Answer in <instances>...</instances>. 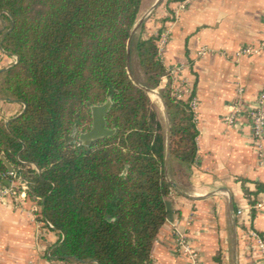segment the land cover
Returning a JSON list of instances; mask_svg holds the SVG:
<instances>
[{
    "label": "trees",
    "instance_id": "16d2710c",
    "mask_svg": "<svg viewBox=\"0 0 264 264\" xmlns=\"http://www.w3.org/2000/svg\"><path fill=\"white\" fill-rule=\"evenodd\" d=\"M141 6L142 0H0L1 48L17 56L0 72V88L26 106L8 124L0 118V179L3 186L18 180V191L25 184L40 205L37 217L53 224L59 238L49 259L155 264L154 243L174 190L169 175L187 174L196 160L194 94L179 99L172 93L161 32L144 38V23L131 43L146 76L136 79L159 89L167 104L168 167L158 106L130 77L128 41ZM109 96L106 121L116 132L92 145L68 143L73 125L89 130L90 106ZM250 202L254 208L256 199Z\"/></svg>",
    "mask_w": 264,
    "mask_h": 264
},
{
    "label": "crops",
    "instance_id": "0c3cea01",
    "mask_svg": "<svg viewBox=\"0 0 264 264\" xmlns=\"http://www.w3.org/2000/svg\"><path fill=\"white\" fill-rule=\"evenodd\" d=\"M184 1L161 0L142 34L169 32L162 58L168 68L178 69L179 79L194 94L199 131L197 157L188 173L169 175L177 187L167 197L169 216L154 243L155 264H189L178 250L177 231L198 251L201 264H264L253 235L264 239V157L253 147L246 113L257 106L264 87V48L236 55L244 46L260 44L264 0H188L181 7ZM202 49L206 52L200 53ZM16 61L0 41V72ZM238 100L242 110L229 124L225 117ZM23 108L0 88V118L7 121ZM4 183L1 178L0 190ZM250 199L257 201L254 208ZM39 209L27 194L0 197V264H98L49 259L48 250L59 235L38 222Z\"/></svg>",
    "mask_w": 264,
    "mask_h": 264
},
{
    "label": "built area",
    "instance_id": "2783aa9c",
    "mask_svg": "<svg viewBox=\"0 0 264 264\" xmlns=\"http://www.w3.org/2000/svg\"><path fill=\"white\" fill-rule=\"evenodd\" d=\"M187 2L188 0H185L184 2H182L181 7H184L187 4ZM168 38H169V32L167 30L163 31L160 34L158 45H159V51L161 55L168 42ZM263 48H264V31H263V38L259 45L244 46L236 52V55L241 56V55L257 54L261 52ZM205 52H206V49H202L200 51V53H205ZM168 69L170 73L173 75L172 88L174 91V95L179 99H188L191 96V90L190 88L187 87L185 81H181L179 79L178 69H175V68H171V69L168 68ZM239 91L240 93L243 91L242 87H239ZM191 105L193 106L195 110V97L191 101ZM241 110H242L241 100H238L233 105L231 113L226 115L225 121L229 124L234 123L237 118L238 112H240ZM246 113L250 120V126L252 129L253 147L256 149L259 157L263 158L264 157V87L259 93L257 106L248 108ZM13 173L14 172H10V174H13ZM15 185H17V183H12L9 186H3L0 190V197L5 196V195H12V196L23 195L24 196L27 194L26 193L27 186L25 184H22V189L19 191L15 188ZM256 206L260 207L261 203H258ZM38 222L50 228L54 227L53 224L50 223L49 221H43L38 218ZM176 234H177L178 250H180L181 252L185 253L188 256L189 264H201L198 251L194 247H192L186 235L179 231H177ZM253 235L256 236V238L258 239L259 245L264 254V239L255 232L253 233Z\"/></svg>",
    "mask_w": 264,
    "mask_h": 264
},
{
    "label": "water",
    "instance_id": "95a60500",
    "mask_svg": "<svg viewBox=\"0 0 264 264\" xmlns=\"http://www.w3.org/2000/svg\"><path fill=\"white\" fill-rule=\"evenodd\" d=\"M160 2H161V0H157V2L152 7V9L156 8ZM145 17H146V15H144V16L140 17V19H138L134 28L132 29V32H131V35H130V38L128 41V71H129L130 77L132 78V80L137 85H139L140 87L145 89L149 94L150 93H157L162 100V103L164 106V112L166 115V121H167V146H168L167 148H168V151H167V156H166V167H168V162H169V157H170V146H171V121H170V116H169L167 104H166L165 100L163 99V97L160 93H158L157 91H155L152 88H149V87L141 84L134 77V75L131 71V67H130L131 43L133 40V36L135 35L136 31L138 30V28L143 23ZM112 105H113V100H112L111 96H109L107 98V100L103 103L91 105L90 106L91 114H92V126H91V128L87 131H80L78 123L76 122L73 125L72 132L66 136V141L68 143H71V142L76 143L77 141H79L80 143L85 144V145H92L96 140L114 134L116 132V129L115 128H109L107 126V121H106V114L108 113V111L112 107ZM25 107L26 106L24 104L23 110L25 109ZM23 110L20 113H18L16 116L7 120L6 123L8 124L10 120L19 116L23 112ZM1 158L3 159L4 163L6 164L8 170L10 172H14L13 165L6 159V157L2 155ZM168 179L173 184L174 187H177L176 183L174 181H172L170 179V177Z\"/></svg>",
    "mask_w": 264,
    "mask_h": 264
},
{
    "label": "rangeland",
    "instance_id": "374dc122",
    "mask_svg": "<svg viewBox=\"0 0 264 264\" xmlns=\"http://www.w3.org/2000/svg\"><path fill=\"white\" fill-rule=\"evenodd\" d=\"M143 2L144 3H143V7L141 9V12L139 14V19H140V17L146 15V17H145V19L143 21V23L145 24L152 17V15H153V13H154L156 8L152 9V4H153L154 0H144ZM140 27L138 28V30L136 31L135 35L133 36V40H132L133 47H134V44L137 41V39L141 36ZM132 45H131V47H132ZM133 47H132V50H131V57H130L131 71H132V73H133L135 78L138 77L141 80H145L146 76H145L144 71H143V69H142V67L140 65V62H139L138 56L136 54V51L134 50ZM154 90L157 91L158 93H160L159 89L154 88ZM172 93L174 94L173 88H172ZM150 96H151L152 100L155 101L156 105L158 106L161 118H162V120H163V122H164V124L166 126V129H167L166 115H165V112H164V106H163L161 98L159 97L158 94L150 93Z\"/></svg>",
    "mask_w": 264,
    "mask_h": 264
},
{
    "label": "bare ground",
    "instance_id": "6f19581e",
    "mask_svg": "<svg viewBox=\"0 0 264 264\" xmlns=\"http://www.w3.org/2000/svg\"><path fill=\"white\" fill-rule=\"evenodd\" d=\"M152 94H157V93H152Z\"/></svg>",
    "mask_w": 264,
    "mask_h": 264
}]
</instances>
